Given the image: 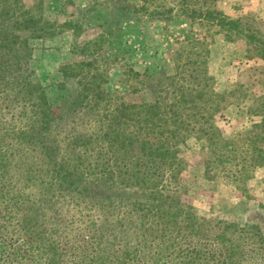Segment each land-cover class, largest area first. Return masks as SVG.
<instances>
[{
  "label": "trees",
  "instance_id": "1",
  "mask_svg": "<svg viewBox=\"0 0 264 264\" xmlns=\"http://www.w3.org/2000/svg\"><path fill=\"white\" fill-rule=\"evenodd\" d=\"M216 2L92 0L90 9L112 4L136 22L205 21L264 58L262 30ZM43 9V0H0V264H264V230L201 218L183 201L181 178L195 140L209 180L250 179L264 167V112L246 136L226 137L216 118L227 93L212 89L199 59L154 82L135 71L152 98L110 93L99 59L121 35L119 19L61 65L79 85L65 112L38 80L33 40L78 26L50 22ZM193 44L199 53L202 42Z\"/></svg>",
  "mask_w": 264,
  "mask_h": 264
},
{
  "label": "rangeland",
  "instance_id": "2",
  "mask_svg": "<svg viewBox=\"0 0 264 264\" xmlns=\"http://www.w3.org/2000/svg\"><path fill=\"white\" fill-rule=\"evenodd\" d=\"M25 2L33 5L36 0ZM91 6L92 0H43L45 19L59 26L69 22L78 26L33 40V64L52 105L68 112L78 96V80L64 78L60 71L63 63L82 58L74 48L97 40L119 19L121 35L110 38L99 59L107 78V91L122 94L128 101L152 98L147 82L135 78V71L150 75L149 81L154 82L178 73L182 66L191 68L192 59H199L212 76V89L227 93L225 107L216 118L222 133L238 140L261 122L264 58L245 40H229L218 29H210L205 21L176 16L167 22H136L121 15L112 4L92 10ZM216 6L229 18L242 19L264 33V0H217ZM198 42L202 44L199 53H195L193 43ZM183 156L188 162L181 175L186 185L183 201L198 216L258 225L264 230V167L257 168L250 179L238 186L224 178L206 177L200 144L195 140L184 148ZM129 193L123 192L122 196L126 198Z\"/></svg>",
  "mask_w": 264,
  "mask_h": 264
}]
</instances>
